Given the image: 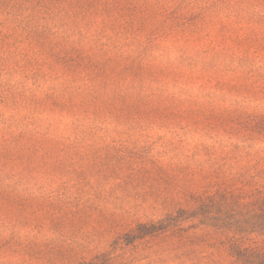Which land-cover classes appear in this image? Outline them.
<instances>
[{"label":"rangeland","instance_id":"1","mask_svg":"<svg viewBox=\"0 0 264 264\" xmlns=\"http://www.w3.org/2000/svg\"><path fill=\"white\" fill-rule=\"evenodd\" d=\"M0 264H264V0H0Z\"/></svg>","mask_w":264,"mask_h":264}]
</instances>
